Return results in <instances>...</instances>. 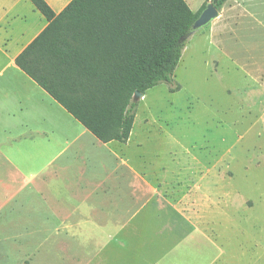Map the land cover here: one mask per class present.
<instances>
[{"label": "rangeland", "instance_id": "374dc122", "mask_svg": "<svg viewBox=\"0 0 264 264\" xmlns=\"http://www.w3.org/2000/svg\"><path fill=\"white\" fill-rule=\"evenodd\" d=\"M211 1L185 0L193 12ZM184 43L173 83H160L134 101L127 146L109 142L116 159L87 137L52 148L64 153L56 164L68 167L49 181L58 184L59 193H50L57 203L49 184V192L45 188L54 176L53 154L33 166L20 164L21 148L12 141L20 130L0 124V264L95 263L73 237L80 214L64 213L77 203L103 204L100 194L72 193L70 181L85 161L95 170L102 165L84 178L92 187L110 170L112 180L123 161L130 169L131 185L111 182L118 193L103 179L108 202L95 212L100 223L123 221L133 211L124 209L127 202L135 208L156 192L190 215L203 209L225 245V264H264V0H229ZM1 152L14 164L10 177ZM120 264H127L126 256Z\"/></svg>", "mask_w": 264, "mask_h": 264}, {"label": "crops", "instance_id": "0c3cea01", "mask_svg": "<svg viewBox=\"0 0 264 264\" xmlns=\"http://www.w3.org/2000/svg\"><path fill=\"white\" fill-rule=\"evenodd\" d=\"M72 1L44 0L55 15L61 13ZM98 1L86 0L83 6L85 10L72 18L69 23L65 22L67 26L62 28V34L68 36L66 44L72 49L91 52L104 46L111 47L108 43L112 42L103 41L100 36L117 33V26H113L116 16L103 10L97 5ZM48 25L46 18L29 0H0V124L20 130L18 133L20 135L12 138L14 144L17 143V146L21 148L18 155L20 164L33 166L38 163V160L53 154L50 161L54 160L52 162L54 176L45 184L47 191L49 187L50 194L51 192L59 193L58 184L55 181L49 184L50 179L61 176L68 170L65 164H56L64 154L52 153V148L57 142L64 141L72 147L78 144L80 139L87 137L90 138L92 146L93 144L100 146L110 155L112 153L109 147L113 145L97 140L15 65L16 57L36 40ZM61 30L54 35H59ZM52 37L49 35L44 38L32 55V60L39 68H44L45 72L51 64L53 50L65 47L61 46L64 43L53 42ZM126 143H120V145L126 147ZM78 154L85 156V151L81 150ZM2 156L8 162L6 171L10 177V169L14 168V164L10 165L8 158L3 154ZM93 167L96 166L85 161L79 167V173H74L70 181L74 196L79 198L80 194L85 193L100 194L102 205H105L104 203L108 200H105L102 192L103 179L110 182L115 192L118 187L117 184H111L112 181L121 182L123 186L131 185L127 178L131 177L130 169L125 161L121 162V167L118 169L114 167L117 172L113 178H110L112 180L107 178L110 170L95 187L84 181V178L89 179L102 169V165L98 166L101 167L98 170ZM119 169L129 173L124 176L123 171L118 173ZM78 175L82 178L83 190L80 189L81 184L75 182L79 180ZM135 178L136 176L132 178V183H135ZM146 182L148 183L147 180ZM47 184H49L48 187ZM154 184L148 183V187L153 188L151 186ZM51 197L57 203L54 196L51 195ZM102 205L96 207L90 203H77L71 206L70 211L64 210L65 214L66 212L75 214L76 211L80 214L75 223L78 227L77 235L73 237L89 258H95L94 264L115 262L120 264L124 256H126L127 264H225L227 254L225 245L213 233L212 226L205 220L203 209H200L201 211L195 216L190 215L178 204L167 201L153 192L148 200L135 208L133 201L127 202L124 209L126 211L133 209V211L123 221L115 222L106 218L100 223L102 215L95 212L101 210ZM249 206L243 209H252L253 205ZM106 231L111 233L110 237L107 236Z\"/></svg>", "mask_w": 264, "mask_h": 264}, {"label": "trees", "instance_id": "16d2710c", "mask_svg": "<svg viewBox=\"0 0 264 264\" xmlns=\"http://www.w3.org/2000/svg\"><path fill=\"white\" fill-rule=\"evenodd\" d=\"M29 1L49 25L16 57L15 65L104 144L128 141L135 121V92L144 96L160 83H173L185 44L180 39L207 4L193 12L185 0H99L97 5L116 16L117 33L100 36L111 41V47L89 52L72 49L66 44L68 36L62 34L65 22L85 10L86 0H73L58 15L44 0ZM228 1L211 3L220 11ZM49 35L65 47H53L45 72L32 55ZM177 89L172 86L170 91Z\"/></svg>", "mask_w": 264, "mask_h": 264}, {"label": "water", "instance_id": "95a60500", "mask_svg": "<svg viewBox=\"0 0 264 264\" xmlns=\"http://www.w3.org/2000/svg\"><path fill=\"white\" fill-rule=\"evenodd\" d=\"M219 16V11L214 7L212 3H207L205 9L199 14L197 19L193 22L187 33L180 39L181 42H186L190 36L197 30L207 26L210 22ZM143 98V95L135 92L133 101Z\"/></svg>", "mask_w": 264, "mask_h": 264}]
</instances>
